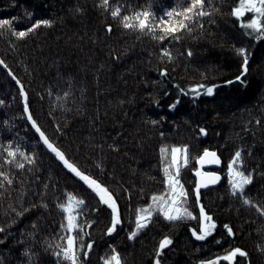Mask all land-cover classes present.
Segmentation results:
<instances>
[{"label": "trees", "instance_id": "1", "mask_svg": "<svg viewBox=\"0 0 264 264\" xmlns=\"http://www.w3.org/2000/svg\"><path fill=\"white\" fill-rule=\"evenodd\" d=\"M191 2L109 0L106 10L101 0H0V20L11 21L0 26V173L12 180L0 175V264H68L57 253L68 235L58 204L69 197L84 201L76 210L82 231L72 233L77 264H103L113 248L122 264H228L221 258L235 248L247 256L233 264H264V214L257 211L264 208V35L243 26L250 14L233 15L240 0H205L207 15L161 40L164 27L183 19L166 13ZM143 12L154 31L131 19ZM124 16L137 26L125 28ZM43 20L50 23L23 38L13 34ZM29 115L70 163L113 194L121 223L111 235V209L39 142ZM172 147L188 149L179 178L195 218L168 221L154 212L130 240L137 209L166 190ZM17 148L32 162L17 153L6 163ZM206 149L222 161L221 181L199 191L197 203L193 172ZM236 151L252 183L234 196L226 174ZM201 206L216 227L197 240ZM165 237L172 243L157 256Z\"/></svg>", "mask_w": 264, "mask_h": 264}, {"label": "snow or ice", "instance_id": "2", "mask_svg": "<svg viewBox=\"0 0 264 264\" xmlns=\"http://www.w3.org/2000/svg\"><path fill=\"white\" fill-rule=\"evenodd\" d=\"M205 4V0H192L191 5L189 7H186L183 9V11H176V9H173V11H169L166 13L168 17H173L174 14L176 16H182L183 19L179 21L178 25H172L164 27L162 30L164 31V36H161V40L165 38V36L169 34H174L175 32L179 31L180 29L187 28L188 25L185 23V21H191L197 16H205L208 13L203 10ZM109 0H101V5L106 10H108ZM245 12H254L257 14L255 18L251 19L250 23H247L243 25L246 28L252 29L254 32L260 33L261 35H264V26L260 23V18L264 17V0H240V3L237 7L233 8V15L236 17H243L245 15ZM111 15L113 18L120 16V9L117 8L114 11H111ZM143 19H140L141 14L137 13L135 17L131 18L138 22V27L141 31L148 30V31H154L155 29L148 23V20L150 18V13L143 12ZM124 24L123 26L125 28H133L136 27L137 24H133L130 21V18L128 16L123 17ZM50 22L47 20L40 21L39 23L33 25L32 27L28 28L26 31H16L13 34L16 35L18 38L25 37L29 32H32L35 28L39 27L40 24L48 25ZM162 23H165L162 21ZM11 21L5 19L0 20V26H6L10 25ZM108 32L112 31L111 25L107 28ZM241 55H244L243 49L240 50ZM165 56H169L171 58L170 53L167 51H163L162 53ZM188 55H191V52L188 53ZM0 64H3V61H0ZM247 58L244 60L243 69L246 72L247 71ZM11 75V73H9ZM166 70L161 71V75H166ZM13 79L15 77L13 76ZM239 79V77L237 78ZM17 84H19V81H17ZM193 92H196L197 95H199V92L196 89H192ZM207 94L211 95L213 92V89L211 87L207 88ZM20 94L25 99V112H28V106L26 102V94L24 92L23 87L20 88ZM3 101H0V104H2ZM172 107H175L173 105ZM28 119L32 121L31 115L28 116ZM153 123H156V121H153ZM32 127L36 129V131L40 134V139L44 142V144L47 146V148L53 152L56 157L63 162L64 166L68 168L75 176L79 177L80 180L84 181L85 184L92 189L93 192L96 193V195L99 197L100 202L107 205L108 208L111 209L112 212V218H111V224L107 229V234L111 235L115 230L117 225L121 223V218L119 214V210L117 207L116 200L113 198V194L108 191V189L104 186H102L97 180L89 177L88 175H85L83 172H81L77 167H75L72 163H70L64 156V154L59 151L52 143L49 142V140L45 137L44 133L40 131V128L37 127L35 121H32ZM202 134H206L204 129L200 130ZM167 150L165 148L161 149L162 153H165ZM17 153H19V156L23 157L25 161L28 163H31L32 160L29 156H27L24 152H20L17 148L16 150H9L7 152L8 157H11L10 160H7L6 163H13L16 161ZM206 158H211L210 163L219 164L220 160L217 157V154L215 152H209L207 149L204 151L203 155L198 157V161L203 164L206 160ZM188 149L187 147H184L183 149L180 147H172L171 148V159L170 162H166V165L164 167V174H165V192L163 194L159 195H153L151 197L152 204H150L147 208L137 209V215L135 220V229L130 232L129 239H133L136 237L138 232L145 228L147 226V222L150 221L151 217L153 216V213H159L161 214L165 220L168 221H176L181 220L185 218H195L192 216V212L189 211L187 205L188 200V193L184 190L183 185L180 181V171L182 167H186L188 164ZM17 168H24L23 163H16ZM197 176H200L201 173L199 170L195 173ZM0 175L3 176L4 180L7 181L8 184L12 183V180L8 178V176L4 173H0ZM208 178V183L215 184L220 177L216 176L215 174L208 173L205 174ZM228 176H229V183L232 189V195H243L245 186L252 183V175L248 174L246 175L243 170V161H242V153L241 151H236L232 160L228 164ZM208 183L204 182H198L196 188L194 189L196 195H197V203H199V190L201 187H207ZM3 185L0 184V187ZM74 202V204H73ZM84 201L82 199L78 200L75 197H69L68 203L66 204H58V207L62 210V212L65 213V223L61 225V228L64 229L68 235L65 238V245L61 248V253H57V255H63V258L70 262V264H77V253L75 251V245L77 241V237L74 236L72 233L76 231H82L80 229L79 224L77 223V219L79 216V212L76 211L80 209V206L83 205ZM244 204H251L252 202L244 198L243 199ZM257 211L261 212V214H264V208L258 207ZM76 214H73V213ZM200 217H201V228L199 230V234L196 231H193V236L197 240H204L207 236L211 235V230L216 227L214 223H211L212 218L208 216L204 210V207H200ZM228 227V226H225ZM229 234L231 235V229L229 228ZM0 231H3V229H0ZM172 241L165 237L159 244V249L157 251V256L160 255V252L166 248L169 244H171ZM60 247V246H58ZM89 250L92 248V245H88ZM112 254L105 258L103 260V264H122L120 255L116 250L113 248L111 250ZM246 257L247 253L246 251L235 248L231 252H229L227 255L223 256L221 259L228 261V264H233L234 259L237 256ZM85 256H87V253H85ZM156 264H159V260L156 261ZM210 264H218V261H212Z\"/></svg>", "mask_w": 264, "mask_h": 264}, {"label": "water", "instance_id": "3", "mask_svg": "<svg viewBox=\"0 0 264 264\" xmlns=\"http://www.w3.org/2000/svg\"><path fill=\"white\" fill-rule=\"evenodd\" d=\"M19 92H20V89H19ZM24 101H25V99H24V97H22V102H24ZM31 130H32L33 134L37 136L39 142H40L42 145L46 146V145L44 144V142L40 139V134L36 131V129L32 127ZM46 148H47V146H46ZM47 149H48V148H47ZM48 150H49V149H48ZM49 151H50V150H49ZM50 152H51V151H50ZM209 152H212V151H209ZM52 153H53V152H52ZM202 155H203V153H202L200 156H202ZM210 159H211V158H206V160H205V162H204L203 164H201V163L198 161V159H197V162H196V171L199 170L200 173H201V175H200V176H197V175L195 174L196 171L194 172L193 176H194V179H195V180H194V181H195V186H197V183H198V182L208 183V178L206 177L205 174L212 173V174H215L216 176H219V177H220V174H218L216 171H218L219 168L221 167V164H222V163H221V159H219V160H220V163H219V164L210 163V162H209ZM61 164H62V166H64V164H63L62 161H61ZM64 169H65V171H66L67 173H69L71 176L77 178V176H75V175H74V174H73L68 168H66L65 166H64ZM220 179H221V177H220ZM220 179H219L215 184L208 183V186H207V187H201L199 191H204V190H208L209 188H215V187L219 186L220 181H221ZM90 190H92V189H90Z\"/></svg>", "mask_w": 264, "mask_h": 264}, {"label": "rangeland", "instance_id": "4", "mask_svg": "<svg viewBox=\"0 0 264 264\" xmlns=\"http://www.w3.org/2000/svg\"><path fill=\"white\" fill-rule=\"evenodd\" d=\"M240 3V2H239ZM239 5V4H238ZM237 5V6H238ZM245 13H248V14H250V18H249V22L248 23H250L251 22V19L252 18H255L256 16H257V14L256 13H254V12H245ZM263 18L264 17H262V18H260V23L262 22V20H263ZM200 157V156H199ZM218 157V156H217ZM170 159H171V155H170ZM198 159V158H197ZM170 161V160H169ZM196 162H197V160H196ZM221 163H222V161H221ZM221 168H222V164H221V167L219 168V170L218 171H216L218 174H220L219 173V171L221 170ZM195 171H196V164H195ZM194 171V172H195ZM194 172H193V174H194ZM220 177H221V175H220ZM195 180V179H194ZM226 180H228V183H229V176H228V172H227V174H226ZM229 185H230V183H229ZM195 188H196V186H195ZM98 197V196H97ZM69 200V199H68ZM67 203H68V201H67ZM73 204H74V202H73ZM107 206V205H106ZM73 214H75V212L73 213ZM212 223V222H211ZM212 231V230H211ZM77 253V252H76ZM77 257H78V255H77ZM66 262L68 263V264H70V262L69 261H67L66 260ZM228 262V261H227Z\"/></svg>", "mask_w": 264, "mask_h": 264}]
</instances>
